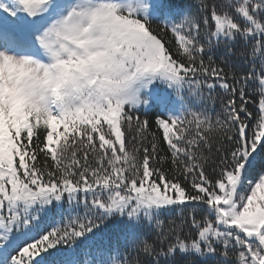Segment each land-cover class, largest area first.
Listing matches in <instances>:
<instances>
[{
    "label": "snow or ice",
    "instance_id": "obj_1",
    "mask_svg": "<svg viewBox=\"0 0 264 264\" xmlns=\"http://www.w3.org/2000/svg\"><path fill=\"white\" fill-rule=\"evenodd\" d=\"M0 264H264V0H0Z\"/></svg>",
    "mask_w": 264,
    "mask_h": 264
},
{
    "label": "trees",
    "instance_id": "obj_2",
    "mask_svg": "<svg viewBox=\"0 0 264 264\" xmlns=\"http://www.w3.org/2000/svg\"><path fill=\"white\" fill-rule=\"evenodd\" d=\"M142 118H143V116H142Z\"/></svg>",
    "mask_w": 264,
    "mask_h": 264
}]
</instances>
